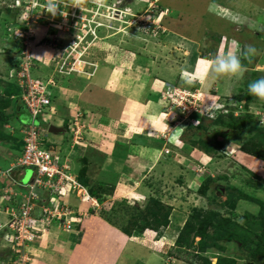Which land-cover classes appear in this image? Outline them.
<instances>
[{
  "label": "rangeland",
  "instance_id": "obj_1",
  "mask_svg": "<svg viewBox=\"0 0 264 264\" xmlns=\"http://www.w3.org/2000/svg\"><path fill=\"white\" fill-rule=\"evenodd\" d=\"M113 2L114 0H109L106 4L114 7ZM117 7L120 11L116 13L117 20L115 17L100 19L96 10L92 12V7L86 5L89 15L96 16V21L106 24V27L96 30L99 36L97 41H92L87 36L79 44L75 39L77 31L71 30L66 34L62 29L57 32L60 41L64 44L74 41L79 47L77 51L70 48L67 51L62 47L53 56L49 50L54 48L49 43L41 44L47 35L38 33L30 43L32 49L29 54L34 62L32 77L43 81L46 89L52 94H58L64 104L72 103V108L65 111L71 113L72 119V123H68L72 130L69 129L67 133L79 131L82 133L81 138L87 137L86 144H89L86 153L78 155L75 165L80 170L83 159L86 158V173L88 180L92 182H89L92 190H106L102 193L105 204H99L98 213L111 227L119 230L120 236H115L121 245H129L123 253L122 264H201L196 263L192 253L183 250L180 252L175 244L189 216L195 213L194 209L219 211L231 217L238 225L235 241H225L221 243L223 249L209 248L204 254L213 264L218 263L219 257L234 259L236 264H264V253L258 261H252L249 254L250 250L256 249L255 236L262 233L261 223L254 220L262 210L261 205L239 195L259 198L264 202V156L258 158L245 150L255 147L253 150L264 154V137L257 133V130L264 132L260 121L264 120V102L248 92L249 83L264 77V0H122ZM162 10H166L165 13L155 16V11ZM167 10L173 12L166 14ZM105 11V8L97 10L99 14H104ZM238 15L247 21L236 19ZM16 18L13 11L7 12L0 7V102L10 103L5 109H0L2 171L15 161L11 158L12 151L17 154L22 147V135L15 133L12 137L6 127L16 117L15 110L21 102L17 96L15 99H8L10 91L18 89L9 80L15 59L23 51L17 44L14 31L10 29V25L17 21ZM84 18L92 19L87 15ZM57 21L59 19L56 18ZM223 33L235 36L239 43H243V48L246 45L255 46L257 54L250 60L242 58L244 69L238 77L200 80L199 71L204 67L200 61L210 51L208 45L213 43L214 49L225 53L224 47H219L217 42L218 35ZM198 42L202 45L199 46ZM39 44L43 47L39 48ZM194 48L196 56L191 54ZM240 48L237 47L238 53L241 52ZM78 51L83 54L79 56ZM68 52H71L70 60H67L63 73H60L59 66L63 65ZM215 54L217 55L216 50L209 59H213ZM183 73L189 74L194 83H184ZM54 87L58 88L56 92ZM66 87L69 90H64ZM155 90H159L160 95ZM98 92L103 95L100 96ZM87 95L93 98L90 103L83 101L88 98ZM108 97L113 100L110 101ZM184 98L191 103L179 105L185 102ZM148 99L165 102L162 112L157 109L159 105L151 106V112L162 113L153 119L156 120L153 124H149L147 110L143 112L144 106H141ZM113 105L118 113L109 117ZM215 111H233L235 118L242 116L244 122L241 123L240 130L232 128L228 119H225V124L217 123ZM21 112L24 122L28 118L24 107ZM79 114L83 115L78 116ZM76 117L78 128L74 125ZM103 117L108 118L107 123L111 124L107 132L100 131L104 125L99 122V118ZM1 118H5L3 123ZM193 120L194 126L188 128ZM198 125L204 127L201 133L205 140L223 144L216 154H206L198 142L197 146H191L193 141L200 139L195 135V127ZM144 127L150 131L142 132L143 139L137 142L146 141V144L156 149L164 148L162 155L159 151L157 155L154 153L155 157H150L154 160L151 165L141 159L145 154L141 148L131 146L136 141V134ZM112 129L117 132H109ZM120 129L124 130L119 132ZM95 133L105 135L102 139ZM71 134L65 137V143L69 144L74 139V133ZM117 135L122 138L117 139ZM43 139L44 143L49 144V140L54 141L57 136L45 132ZM119 140L121 143H118ZM174 142L175 146L172 147ZM47 144L43 146L50 149V144ZM54 144L56 145L55 142ZM112 148L116 149L111 151ZM104 151L110 154L113 152L115 159L106 157ZM64 160L65 156H61V163ZM139 168L143 171L137 177V182L140 183L134 184L132 179ZM32 176L31 168H27L24 174L21 171L18 173L25 184ZM207 177L215 181L207 196H202L198 188ZM248 180L253 182L252 185L247 183ZM222 187L225 188L224 192L221 191ZM82 192L68 189L65 193L68 197L74 194L81 200ZM136 198L141 201L137 202ZM79 199L76 198L78 202ZM153 199L167 207L164 212L171 213L168 227H162L160 232L146 229L143 233L132 236L123 233L121 227L127 226L133 218L136 219L134 216L138 212L135 206H152ZM120 204H127V208ZM112 208L114 211L110 214ZM108 216H112L115 222L108 221ZM116 216L120 217L119 220ZM76 222L73 223V230ZM249 222H252L251 226L248 225ZM48 232L47 239H55V243H61L58 240L63 230L51 232V227L43 226L28 246L36 248V244H39L37 242ZM246 234H249L247 241L244 239ZM108 241L110 242V237ZM199 241L200 238H195V248ZM23 255L27 256V264L33 263V253L25 250ZM15 258L0 236V264H13L16 262Z\"/></svg>",
  "mask_w": 264,
  "mask_h": 264
},
{
  "label": "built area",
  "instance_id": "obj_2",
  "mask_svg": "<svg viewBox=\"0 0 264 264\" xmlns=\"http://www.w3.org/2000/svg\"><path fill=\"white\" fill-rule=\"evenodd\" d=\"M46 5L47 0H0L1 8L9 9L18 14L17 21L20 27L14 30V34L21 40L23 51L17 60V66L11 73V77L15 78L16 81L19 91L17 97L25 105L31 117V123L23 130L22 155L9 172L18 168L30 167L35 169L33 180L24 186L25 188L18 181L10 178L13 186L23 187L27 191L22 195L23 199L19 205L0 208V214L7 216L6 222H2L0 217V232L3 229L8 231L4 239L9 244L25 245L28 242H33L41 227H50L55 223H58L64 230H71L75 220L73 218L74 211L63 204L62 197L66 195L65 192L68 189H78L81 192L83 189L77 177L70 172L69 167L60 163V157L43 146L45 144L43 134L48 131L50 124L51 114L49 111L51 110L52 93L46 89V84L43 81L32 77L31 70L34 62L29 54L32 49L30 43L35 39L37 33L41 32L47 35L41 44L49 43V46H52L55 51H61L62 47L68 49L67 51L69 48L77 51L79 47L77 43L80 44V41H83L87 36L91 37L92 41L99 39L96 30L102 23L96 21V16L89 15L87 8L81 11L71 6L65 7L61 3L56 14L52 15L46 11ZM87 6L92 7V12L96 10V15L105 16L97 12L103 8H97L92 3H88ZM108 9L115 11L112 7H108ZM46 14L51 17L49 18ZM84 15L90 18L93 16V18L90 20L84 18ZM56 18L59 21L56 22ZM62 29L65 30L66 34L70 33L71 30L77 31L78 34L75 37L77 43L74 41L62 43L57 33ZM41 44H39V48L43 47ZM78 52L79 56L83 54L82 51ZM70 54L71 52H68V55L65 56L63 65H58L60 73H63L67 60H70ZM174 91L176 92V90ZM184 99L185 102L179 103V105H184L186 102L191 103L190 100ZM77 117L74 125L78 128ZM42 123L48 125L46 126L47 129L43 127ZM73 133L75 141L82 139L81 132ZM4 193L6 196L11 194L10 197L18 196V193L14 192L12 188L7 189ZM42 193H50V195L43 197ZM82 193L84 195L83 200L90 199L85 190ZM92 204L98 205L94 199H92ZM20 264L25 263L21 260Z\"/></svg>",
  "mask_w": 264,
  "mask_h": 264
},
{
  "label": "crops",
  "instance_id": "obj_3",
  "mask_svg": "<svg viewBox=\"0 0 264 264\" xmlns=\"http://www.w3.org/2000/svg\"><path fill=\"white\" fill-rule=\"evenodd\" d=\"M153 2V1H151ZM158 2V1H157ZM163 11V10H162ZM166 10L163 11V13H165ZM173 11H169L167 10V13H170ZM223 16L224 13H221ZM236 19L242 21H247V19L241 17V16H237ZM117 20V19H116ZM41 33V32H39ZM38 34V33H37ZM218 46L220 47L221 43H222V38L226 37L227 42L230 41V39L235 38V36H230L228 33L225 34H220L218 35ZM237 40V38H235ZM208 40V39H207ZM238 41V40H237ZM206 42V40H205ZM216 43V42H215ZM214 43V44H215ZM226 48L225 53L228 52L229 50L231 51H236L235 46L228 48V44L225 45ZM223 46V47H225ZM195 47V46H194ZM208 47H210V51H217V48L214 49V45L213 43L208 45ZM213 48V49H212ZM50 54L55 56V54L57 53V51L50 49L49 50ZM48 52V51H47ZM191 52V51H190ZM191 54H193V56H196V50L195 48L192 49ZM144 65V64H143ZM40 66H42L40 64ZM189 68L191 69V65L189 66ZM196 73V72H195ZM159 80V79H158ZM103 81V80H102ZM105 82V81H104ZM98 84H100L98 82ZM61 88V87H60ZM67 88V87H66ZM55 90V92L58 90V88L54 87L53 88ZM64 90H69L64 89ZM160 90V89H159ZM159 90H155L158 95H160ZM196 91V90H194ZM86 94V93H85ZM98 94L100 96L103 95V93L100 94V92H98ZM58 95V94H57ZM56 94H52V98H51V110L49 111L51 113V117H50V124L55 125V126H60V127H65V124L72 123V119H70L71 117V113L69 116V113L65 111H69L70 108H72V103H68V104H64V102L62 101V98L60 100V98L57 96ZM88 96V95H87ZM57 97V98H56ZM85 97V96H83ZM15 99V98H12ZM93 98H91L90 96H88V98H84V102L86 101L87 103H90ZM107 99V97H106ZM111 99L112 98H109ZM88 100V101H87ZM113 100V99H112ZM105 100H103V104ZM109 101V103H110ZM159 99L157 101H155L154 99H148V101H146L145 103H142L141 106L143 107V112H145L147 110V113L150 117V119L148 120L149 124L151 122V124H153L155 121L153 119L157 118L160 114L162 113H154L151 112L150 108L153 104L155 105H159L158 106V110H160L162 112V110L164 109L165 105L162 101H159ZM62 102V103H61ZM114 102V101H113ZM16 103V102H15ZM93 104H96L95 102H92ZM20 105H18V107L16 108L14 106V108H16V117H14L13 120H11V123L7 124V129L8 133H10V135L13 137L14 134L16 133H20L21 136V141H20V145L22 144V140H23V129L26 127V125L29 122V112L27 110V108L25 107V105L20 102ZM71 105V106H69ZM115 105H113L112 107V112L109 115V117L114 116L116 113H118V111H115L114 108ZM25 108L26 110V115H27V120L23 122V113L21 112V108ZM120 109V107H119ZM156 110V111H158ZM150 111V113H149ZM74 113V112H73ZM83 115V114H81ZM154 117V118H153ZM5 119V118H4ZM99 122H103L102 124L103 129L100 130L101 132H107L109 129V125L107 122L109 121L108 118H99ZM146 119V118H143ZM2 120V118H1ZM126 121V120H125ZM2 124V123H1ZM145 124V123H144ZM106 125V126H105ZM19 129V130H18ZM128 130V128H126ZM124 129H120L119 132H122ZM115 129L110 130L109 132H115ZM145 131H150L149 128H141V134H136V136L134 137V141L133 144L131 145L134 148H141L145 154L142 156L143 158H141L144 163L145 161H147L146 163L149 165L152 164V162L154 160H152L150 157L157 155V152L161 153V155L163 154L162 152H164V148L162 147V149H156L154 147H152L150 144H146V141L144 143H140L137 142V140L142 141V132ZM117 132V131H116ZM130 132V131H129ZM66 134V135H65ZM65 134H59V135H55L57 136L56 140H49V144H50V149L54 150L59 156H60V163H61V156H65V160L64 162H62L61 164H63L66 167H69L70 172L77 177V171L79 170L78 168H76L75 162H76V158L78 157V155L81 153H86L89 144L87 143V137H83L80 141H75L74 139L69 143H65V137L68 136L71 133H65ZM94 134V133H93ZM72 135V134H71ZM95 135L97 137H104L105 133L102 135V133H95ZM114 136H116L114 134ZM118 136V135H117ZM70 137V136H69ZM0 138H2V134H0ZM122 138V136H118L117 139ZM128 138H131V136H128ZM14 139V138H13ZM54 142L56 143V145L54 144ZM118 143H121L120 140ZM151 143V142H150ZM174 142L173 144H171L172 147L175 146ZM47 144V143H45ZM49 144H47L49 146ZM126 144V143H124ZM128 145V143L126 144ZM124 146V145H123ZM129 149V147H126ZM113 149L116 148H112L111 151H113ZM23 148H21L17 154H15L12 151L11 154V158H14V162H16L19 158V154L22 153ZM106 157L111 158V159H115V155L113 154V152H111V154L108 151H104L103 152ZM155 153V155H154ZM16 157V158H15ZM121 159V158H120ZM14 162H11L10 166L8 168H10L11 166L14 165ZM79 164V163H78ZM7 168V169H8ZM6 169V170H7ZM2 171V170H0ZM143 171L139 170L135 173L134 178L132 179L134 184H138L140 182H137V177L142 173ZM89 177V176H88ZM4 181V178L2 177V175H0V189L2 188V183ZM89 182H91L89 180ZM92 183V182H91ZM86 188V187H85ZM77 199H79L77 196H75L74 194L72 196L68 197V200L66 199L64 202L67 203L70 208H72L74 211H76L75 216H76V226L74 227V230L67 232L63 229H60L58 227V224H54L51 227V232H57V230H63L64 232H62V236L59 238L58 241L55 239H51L49 240V238L47 239V237L49 236L48 234L50 232H48L44 238H42V240H40L39 244H36V248L35 246L32 248V246H27L24 248V250L26 249V251H28L29 253H33V255L35 256V259L33 260L32 264H122V257H123V253L124 251H126V249L128 248V244H124L123 246L121 245L122 243L118 241L117 236L115 235H119L117 229L111 227L109 225V223H107L105 220H103L102 217H100V214L98 213V208H96L95 206H93L92 203L90 202H84L83 200H80V202H78ZM137 202H140L141 200L139 198H136ZM38 215V213H36ZM35 214V215H36ZM120 236V235H119ZM108 237H110V242L108 241ZM124 239V238H123ZM108 241V243H107ZM123 242H125V240H123ZM31 247V248H29ZM49 248L50 251H49ZM122 248V250H121ZM34 249V252H32ZM49 251V253L47 254V252ZM47 254V255H46ZM25 258V256H24Z\"/></svg>",
  "mask_w": 264,
  "mask_h": 264
},
{
  "label": "trees",
  "instance_id": "obj_4",
  "mask_svg": "<svg viewBox=\"0 0 264 264\" xmlns=\"http://www.w3.org/2000/svg\"><path fill=\"white\" fill-rule=\"evenodd\" d=\"M4 10H5V8H4ZM6 11L12 12L9 9ZM16 15H18V14H16ZM18 27H20V26H18V21L13 22L10 25V29H12V31L16 30ZM14 36H15V34H14ZM15 38H17V37H15ZM17 40H18V42L17 41L16 42L21 48L22 47L21 40H19L18 38H17ZM198 44H199V42H198ZM198 44L196 43V45H198ZM211 52L213 54L212 50H211ZM15 60H16L15 61L16 63L14 65V68L17 66V60L18 59H15ZM10 79H11V80H9L10 83L16 85L15 78L10 77ZM194 89H195V87H194ZM13 91L12 92L10 91L8 99L11 98L14 94L18 93L17 90H15L14 92ZM8 104H10V103L1 104V102H0V109H5L8 106ZM214 114L217 117L216 118L217 123L225 124V121H226L225 119H228L230 121L229 125H231L232 128H234L236 130H240V125H241V123L244 122V118L242 116L239 118H235L233 111H229V112H225V113L215 111ZM28 120H29L28 123H30L31 122L30 116H29ZM237 120H238V123H237ZM4 121H5V119H2V123ZM194 122L195 121L193 120L192 123L189 124L188 128L191 126H194L193 125ZM65 127L67 129H69L67 123L65 124ZM202 129H204V127L201 125H198L195 127V130H196L195 135L199 136L200 139H199V141H196V142L193 141L191 143V146L195 147L199 143L202 150L206 154H208V155L209 154L210 155L216 154V151L218 152V150H221V147L223 146V144H221V143L215 144L211 140H209V141L205 140L204 135L201 133ZM257 131H259L257 133L260 136L264 137V132H262L261 130H257ZM254 148L249 149V150H247V148H245V150L250 155L256 156L258 158H263L264 154L259 153V151H257V150H253ZM83 162H84L83 166L80 168V170L77 171L78 181L84 187L87 188L89 194L93 198H95L99 202L100 205H103V204H105L104 203L105 198H104V195H102V193L106 192V190L101 189V191H99V192H96L94 189L92 190L91 186L89 185V180H88L87 173H86L87 169L85 167V164H88L87 163L88 161L85 158V159H83ZM214 181L215 180L211 177L205 178V180L201 183V185L198 188L199 194L202 196H207V193L211 189ZM247 183L249 185H252L253 182L251 180H248ZM239 195L241 198L252 200V201L257 202L258 204L261 205L262 210H261L260 214L258 215L260 217L257 218L258 217L257 216L254 220L261 223L262 233L257 234V237L255 236L256 249L250 250V253H249L252 261H258V260H260L261 254L264 253V202H262L261 199H259V198H256V199L251 198V197L246 196L244 194H242V195L239 194ZM151 202L153 204L152 206L150 204L149 205L146 204V206H144V207L135 206L137 209V212H138L134 216V217H136V219L133 218L132 220L129 221V224L127 226L121 227L123 233H125L128 236H132L135 233L141 234L146 229L153 230L154 232H160V229L162 227L163 228L168 227V225L170 224V214L171 213L169 211L164 212V210L167 207L156 199L151 200ZM125 205L120 204V206L127 208V204H125ZM104 211L107 212L106 208H104ZM104 211L101 212L102 215H103ZM113 211H114V209L112 208L110 214ZM194 211H195V213L193 215L189 216L188 220L186 221L183 228L179 232V235L176 239L175 244L177 246V249H179V251L183 250L187 253H192L193 254L192 257L195 259L196 263L201 262V264H213V262L210 260V258H207L204 254L208 251L209 248H216V249H220V250H221V248L223 249V247L221 246V243H223L225 241H235L234 236H235V232L237 233L236 226H238V225H237V223H235L232 220L231 217L224 215V214L220 213L219 211L204 210V209H194ZM116 217H117V220H119L118 218H120V217H118V216H116ZM73 218H76V216ZM107 218H108V221L115 222V219L112 216H108ZM140 222H143V224H140ZM251 224H252V222L248 223L249 226H251ZM248 237H249V234H246V238H244L245 241H247ZM195 238H200L199 243L196 244V248L194 247ZM249 241H250V239H249ZM240 243H244V242L240 241ZM250 263H252V262H250ZM217 264H236V263H235L234 259H227V258L219 257V261Z\"/></svg>",
  "mask_w": 264,
  "mask_h": 264
},
{
  "label": "clouds",
  "instance_id": "obj_5",
  "mask_svg": "<svg viewBox=\"0 0 264 264\" xmlns=\"http://www.w3.org/2000/svg\"><path fill=\"white\" fill-rule=\"evenodd\" d=\"M108 1L109 0H47L46 11L48 13H51L52 15H55L56 12H57V10H58V8H59V4H61V3H63L65 5V7L71 6L72 8H77V9H80L81 11H83L84 8L86 7V5L88 3H92L97 8H105V9H107V11L104 12V15L105 16H102L100 19H102L104 17H106L104 19H112L114 17L116 19V16H117L116 13H119L120 12L118 10L117 5L122 0H114V2H113V3H115L114 4V7H112V5H107L106 2H108ZM108 7L114 8L115 11H112V9L109 10ZM100 11H102V9H100ZM163 11H155L154 14H155V16H159L160 14L163 13ZM107 12H108V15L109 16H107ZM61 15H63V13H61ZM165 16L168 17V15H165ZM103 27H106V24L105 23H102V25L99 28H103ZM98 38H99V36H98ZM226 44H228V48H231V47L235 46L236 51L229 50L226 53H221V52H218V50H217L216 51L217 52V55L215 54V57L213 59H211V60L209 58L212 57V54L209 51L207 53V56L205 55L203 57L204 60L200 61V63L204 65V67L202 69H200V71H199L198 78L200 80H205V79L216 80V79H219V78L225 77V76H227V77H238L243 72V69H244V66L242 64V58L243 59H249L250 60L255 54H257V51H258L255 48V46H253V45H246L243 48L242 47V44L243 43H239L235 38H232V39H230L229 42H227L226 37H223L222 38V43H221L220 47H223ZM200 45H202V44L199 43V46ZM239 46L241 47L240 48V51H241L240 53L237 52V47H239ZM225 48H226V46L224 47V49ZM203 55L204 54H201V56H203ZM182 80H183L184 83H187L189 85L192 84V83H194L193 78L191 76H189V74H187V73H183L182 74ZM17 91H18V89H17ZM248 92H249V94L252 97L258 99L260 102H264V77H260L259 79H257L255 81L249 83V85H248ZM17 95H19V91H18L17 94H14L11 98H15ZM260 121H261V126H264V120H260ZM30 123H28L26 125V127ZM49 123H50V119H49ZM42 125H43L44 128L47 129L46 126H48V125H45L44 123H42ZM50 125H52V124H49V126ZM49 126H48V131H47L48 133H50L49 132ZM68 128L70 129V131L72 130V126H69ZM69 129L66 128L67 132H68ZM69 133H73V132H69ZM182 136H183V134H182ZM23 138H24V134H23ZM180 138H181V136H180ZM21 148H23V140H22V147ZM49 150H52V149H49ZM52 151L54 153H56L54 150H52ZM19 155L21 156L22 153L19 154ZM20 156H19V158H20ZM19 158H18V160H19ZM18 160L16 162H14V165L13 166H15L17 164ZM13 166H11L10 168H8L5 171H0V175H2V177L4 178V181L2 183V188L0 189V208H2V207H8V206L10 207L12 205H15V206L19 205V203L23 199L22 195L25 194L26 191H27V190L24 189L25 188L24 186H27L29 183H31V181L33 180L34 174H35V169L31 168L33 170V176L31 178V180L27 184H25L18 177V173L21 171L24 174L25 173V170L27 168H18V169H15V170H12L11 172H9V170L11 168H13ZM28 168H30V167H28ZM10 178L18 181L24 188L23 187L13 186ZM77 180H78V178H77ZM81 186L83 188L82 191L85 190L88 193L89 197H90V199L83 200V197L81 198V196H80L81 200H83L85 203L86 202L92 203V199L96 200L95 198H93L89 194L87 188H85L82 184H81ZM9 188H12L14 190V192H17L18 193V196L17 197H13V196L10 197L11 194H7L8 196H6L4 192L7 189H9ZM76 190H78V189H76ZM42 195H43V197H46V196H49L50 193L49 194L42 193ZM82 195H83V193H82ZM48 198H50V197H48ZM67 198H68V196H66V195L63 196L62 197V202H64ZM97 203H98V205H96V204L93 205L96 208L99 206V202L98 201H97ZM65 204H66V206H68L70 208V206L67 203H65ZM71 210L74 211L73 209H71ZM75 212L76 211H74V216L73 217H75V214H76ZM0 217H1L2 222H6L7 221V216L6 215L0 214ZM74 219L75 220H74L73 223H75V221H77L76 218H74ZM55 224H58V223H55ZM52 226H50V227H52ZM75 226H76V224H75ZM59 227H61V226H59ZM72 230H73V224H72V229L71 230H68V231L65 230V231L70 232ZM6 232H8V231L6 229H3L0 232V236H1V239L3 241V244H5V246L8 247L9 252L11 253V255L12 256L13 255L16 256L15 260H16L17 263L16 262L15 263L13 262V264H20L21 263V260L24 261L25 264H27V256H25V258H24V255H23L24 252H25V250H26V249L24 250V248L27 247L32 242H28L25 245L9 244L4 239ZM6 244H8V245H6Z\"/></svg>",
  "mask_w": 264,
  "mask_h": 264
},
{
  "label": "water",
  "instance_id": "obj_6",
  "mask_svg": "<svg viewBox=\"0 0 264 264\" xmlns=\"http://www.w3.org/2000/svg\"><path fill=\"white\" fill-rule=\"evenodd\" d=\"M49 132L54 135H59V134H65L67 132L65 127H60V126H55V125H50L49 126ZM222 192H224L225 188H221Z\"/></svg>",
  "mask_w": 264,
  "mask_h": 264
},
{
  "label": "flooded vegetation",
  "instance_id": "obj_7",
  "mask_svg": "<svg viewBox=\"0 0 264 264\" xmlns=\"http://www.w3.org/2000/svg\"><path fill=\"white\" fill-rule=\"evenodd\" d=\"M222 191V190H221ZM250 264H252V263H250Z\"/></svg>",
  "mask_w": 264,
  "mask_h": 264
}]
</instances>
